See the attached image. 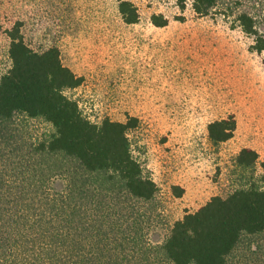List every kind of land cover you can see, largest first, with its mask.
Wrapping results in <instances>:
<instances>
[{
    "label": "rangeland",
    "instance_id": "374dc122",
    "mask_svg": "<svg viewBox=\"0 0 264 264\" xmlns=\"http://www.w3.org/2000/svg\"><path fill=\"white\" fill-rule=\"evenodd\" d=\"M130 1L139 23L123 21L120 0H0V78L12 64L7 30L21 21L34 50L58 46L64 64L84 76L67 94L93 121L139 119L129 136L144 175L158 186L146 209L152 239L161 242L174 221L212 197L252 184L264 189V56L236 20L248 12L264 37V0H219L208 17L190 2L182 11L176 0ZM153 14L169 25L155 27ZM231 114L234 137L213 143L208 124ZM15 122L22 144L54 131L40 118L17 115ZM245 147L259 155L254 166L238 162ZM227 264H264V234L244 237Z\"/></svg>",
    "mask_w": 264,
    "mask_h": 264
},
{
    "label": "trees",
    "instance_id": "16d2710c",
    "mask_svg": "<svg viewBox=\"0 0 264 264\" xmlns=\"http://www.w3.org/2000/svg\"><path fill=\"white\" fill-rule=\"evenodd\" d=\"M218 1L176 4L185 11L190 2L196 15L208 17L220 10ZM119 11L125 23L140 22L130 0H120ZM236 20L264 56L254 17L241 12ZM151 22L162 28L170 19L153 14ZM21 28L18 21L7 30L12 64L0 78V264H227L244 237L264 234V189L252 184L212 197L155 242L146 206L158 186L144 175L129 136L139 119L93 121L67 94L84 76L64 64L58 46L34 50ZM17 115L40 118L54 131L22 144ZM236 129L232 114L207 127L215 144ZM258 158L245 147L238 162L251 167Z\"/></svg>",
    "mask_w": 264,
    "mask_h": 264
}]
</instances>
